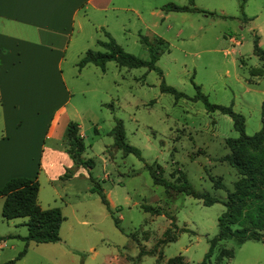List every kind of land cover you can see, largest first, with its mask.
Wrapping results in <instances>:
<instances>
[{
    "label": "rangeland",
    "instance_id": "rangeland-1",
    "mask_svg": "<svg viewBox=\"0 0 264 264\" xmlns=\"http://www.w3.org/2000/svg\"><path fill=\"white\" fill-rule=\"evenodd\" d=\"M117 1L137 8L142 22L131 11L121 10L116 18L126 22L125 28L108 15L98 18L108 21L110 35L125 51L141 58H148V51L138 32L162 38L155 61L161 76L145 66H117L112 60L103 69L91 63L78 67L76 61L86 48L102 49L96 40L105 39L107 29L86 21L81 29H73L62 62L70 90L66 116L78 123L84 143L80 155L91 161L89 166L64 164L60 177H48L53 168L38 169L36 201L42 208L58 207L63 216L59 238L25 241L21 236L26 234V217L5 219L0 214V264L23 248L11 264H156V257L164 264L175 254L182 255L184 264H194L207 249V238L217 231L222 203L206 205L172 189L166 193L161 184L153 183L145 164L158 163L157 175L173 181L178 167L194 188L218 197L232 188L236 171L220 157L227 151L224 137L236 136L237 131L227 114L207 110L201 98H193V83L209 102L230 105L242 114L246 134L260 127L264 73L250 75L249 69L260 63L252 51L254 33L264 50V0ZM165 3L202 10L166 11L161 7ZM160 77L183 95L161 91ZM116 118L126 142L139 155L123 153L112 144L110 129ZM88 175L100 184L108 208L88 189ZM210 176H219L224 188L213 187ZM142 203L158 207L160 213L143 210ZM166 228L176 236L159 244ZM218 244L233 252L218 264H264V243L259 240L236 243L225 238ZM141 247L153 253L136 259Z\"/></svg>",
    "mask_w": 264,
    "mask_h": 264
},
{
    "label": "trees",
    "instance_id": "trees-1",
    "mask_svg": "<svg viewBox=\"0 0 264 264\" xmlns=\"http://www.w3.org/2000/svg\"><path fill=\"white\" fill-rule=\"evenodd\" d=\"M243 1V0H242ZM240 2V8L242 7ZM192 3V0H189ZM164 10L191 11L202 10L194 5H179L174 3H165L161 6ZM105 39H97L96 43L102 49L86 48L76 61L78 67L85 63L97 65L100 69L108 60L114 61L117 66L136 67L145 66L147 69L155 70L161 76V70L156 66L155 61L162 50L163 40L160 37L149 38L147 35L138 32V40L146 47L148 58L138 57L128 51H125L114 38L104 31ZM252 51L259 59V65L249 69L250 75H261L264 73V50L258 45V36L256 33L252 37ZM196 89L193 98L202 99L204 107L207 110L218 109L227 114L232 121V127L237 131L236 136L224 137V145L227 151L221 155L229 165L234 167L236 178L232 182V188L226 189L223 197L210 194L207 190L194 188L185 178L184 172L178 167L177 180H168L157 175L156 168L161 166L158 163H146L153 183L161 184L165 192L169 189L180 193L188 194L199 198L203 204L220 202L224 209L216 217L217 231L211 237L207 238L208 246L201 259L194 264H218L222 257H230L233 252L231 248L218 246L221 239L233 238L236 243H241L247 239L259 240L264 243V99L260 102V127L251 134H246L243 130V116L234 111L230 105H222L209 102L206 96L200 92L198 85L193 83ZM159 88L161 91L170 92L174 97L183 95L173 86L165 84L160 77ZM110 105V104H109ZM112 134V144L123 153L132 152L139 155L138 149L126 142L122 122L116 118L110 129ZM65 150L72 162L89 166V158L83 159L80 155L84 148L82 136L78 132V123L75 120H68L64 132ZM92 181L88 189L95 191L100 201L108 208V201L99 183L93 182L91 175H88ZM213 187H223L224 184L220 177L210 176ZM38 181L36 173L32 176L14 175L7 178L0 185V196L2 202L0 214L3 218L25 216L26 234L21 236L25 241L31 239L35 242H52L59 238L58 228L63 218L58 207H40L36 201ZM143 210L151 213H160V209L150 204L142 203ZM114 222L117 224L116 219ZM164 236L157 240L159 244H164L173 240L175 233L166 228L163 231ZM216 248L214 261H210V256ZM24 253V248L20 250L14 258L6 260L3 264H11L14 259ZM144 253H153V249L140 248L136 259ZM156 257V264H158ZM132 264H135L132 263ZM164 264H184L181 254H175L168 257Z\"/></svg>",
    "mask_w": 264,
    "mask_h": 264
},
{
    "label": "crops",
    "instance_id": "crops-1",
    "mask_svg": "<svg viewBox=\"0 0 264 264\" xmlns=\"http://www.w3.org/2000/svg\"><path fill=\"white\" fill-rule=\"evenodd\" d=\"M120 10L142 22L137 8L117 0H0V185L38 169L60 177L72 163L63 143L70 90L62 62L70 34L86 21L113 36L98 17L125 28Z\"/></svg>",
    "mask_w": 264,
    "mask_h": 264
}]
</instances>
